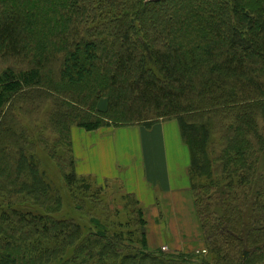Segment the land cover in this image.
Returning <instances> with one entry per match:
<instances>
[{"label": "trees", "instance_id": "trees-1", "mask_svg": "<svg viewBox=\"0 0 264 264\" xmlns=\"http://www.w3.org/2000/svg\"><path fill=\"white\" fill-rule=\"evenodd\" d=\"M18 103L46 109L58 135L48 157L80 195L105 190L77 173L75 128L176 121L208 248L148 251L145 210L131 194L136 239L85 234L54 217L62 201L46 207L52 190L29 141L15 157L21 142L9 117ZM0 156L3 170L26 174L19 190L28 197L15 203V183L0 184V198L9 196L0 203V264H264V0H0Z\"/></svg>", "mask_w": 264, "mask_h": 264}, {"label": "crops", "instance_id": "crops-1", "mask_svg": "<svg viewBox=\"0 0 264 264\" xmlns=\"http://www.w3.org/2000/svg\"><path fill=\"white\" fill-rule=\"evenodd\" d=\"M73 144L77 173L99 183L105 191L109 184L115 186L112 204L121 215L126 208L124 196L134 195L145 214L151 211L154 221L164 223L162 229L169 230L171 238L180 236L184 206L191 200L190 157L176 121L150 129L137 126L90 133L74 129Z\"/></svg>", "mask_w": 264, "mask_h": 264}, {"label": "rangeland", "instance_id": "rangeland-1", "mask_svg": "<svg viewBox=\"0 0 264 264\" xmlns=\"http://www.w3.org/2000/svg\"><path fill=\"white\" fill-rule=\"evenodd\" d=\"M145 1L147 2L149 0ZM104 103L106 102L103 100L101 102V105H103ZM47 115L48 113L46 109L44 111L41 110L36 113L34 111H31L28 105L24 106L23 104L18 103L15 106L14 110L11 112V116L9 117V121H11L10 125L13 128L12 132H14L15 136L17 137V141L21 142L25 139L26 141H29V151L31 154L37 157L39 161V168L44 173L46 181L50 184L52 196H49V199H53L54 204L46 205V207L55 209L56 207H58L55 201L61 198V208H57L59 211L58 213H55L57 212V210H53L52 213H55L53 214V216L58 219H70L75 221L76 223L81 225L85 234L97 236L103 235L109 238H113L110 237L112 232L119 233L120 231H124L126 233L127 231H131L135 233L136 236L134 239H136V237L139 236V228L136 225V218L128 221L130 218L129 213L133 210V207L126 206V210H124L125 214L121 215V211L118 209V207L112 204V194L114 191L112 189L115 188V186H111V184H109L110 187L108 191H104V193H101L100 190L93 189L91 193H88L86 195L82 193L80 195V193L72 192L69 189L63 178L64 170L62 163L60 167L58 162H54L48 157L47 154L46 147H51L53 141L57 139L58 136L52 133L50 126L46 123ZM109 129L113 128H105L102 130ZM22 145L23 142H21V144H18V146L14 150L17 161L19 160L17 154L19 153V149L23 148ZM96 147L97 144L94 146V148ZM1 157L3 156H0V158ZM1 161L3 160H0V162ZM263 167L264 163L262 166H259L258 169L259 174L264 176ZM114 168L117 169L118 167L116 166ZM18 173L13 174L12 170H3V168L0 167V176L2 177L0 180V184L5 185L15 183L14 186L18 187H15L12 190L13 195L17 197L15 198V203L22 201L23 198L28 199V197H26L25 194H23L19 190L20 187H25L27 185L26 174H23L22 172L21 174ZM8 176L11 178L10 183H6V178ZM12 178L14 182L12 181ZM259 188H264V183H262ZM8 197L0 198V203L8 202ZM190 199V204L188 203L187 205L186 203L184 206L185 222L181 223L180 236L176 239L171 238L168 235L170 234L169 230L166 231L162 229L164 223H157L152 219L153 216L151 215V211H148L146 213V239L148 243V251H152V249H162L161 246L164 245L167 246L166 253L196 252L208 248L205 243V238L201 233L197 216L193 209L194 204L192 196ZM24 208L29 209L27 211H32L35 214L44 213L41 212V210L37 208L36 205H34L32 210L28 208V205H25ZM119 225L123 226V229L119 227ZM135 241L136 240L132 242L134 243ZM138 243H141V241L139 240ZM126 245H130V243L127 242ZM168 245L170 248L168 247ZM73 254L74 249H71L66 257L70 260L73 257ZM121 255L127 256L131 254H127V252H121ZM209 256V258L213 259V256L210 254V252Z\"/></svg>", "mask_w": 264, "mask_h": 264}, {"label": "built area", "instance_id": "built-area-1", "mask_svg": "<svg viewBox=\"0 0 264 264\" xmlns=\"http://www.w3.org/2000/svg\"><path fill=\"white\" fill-rule=\"evenodd\" d=\"M163 251H166V248H163ZM204 253H206V252L204 251Z\"/></svg>", "mask_w": 264, "mask_h": 264}]
</instances>
